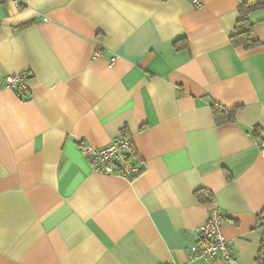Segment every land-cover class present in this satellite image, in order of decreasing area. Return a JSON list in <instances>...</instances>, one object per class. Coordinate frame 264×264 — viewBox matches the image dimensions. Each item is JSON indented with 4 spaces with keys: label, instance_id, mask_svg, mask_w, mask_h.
<instances>
[{
    "label": "crops",
    "instance_id": "1",
    "mask_svg": "<svg viewBox=\"0 0 264 264\" xmlns=\"http://www.w3.org/2000/svg\"><path fill=\"white\" fill-rule=\"evenodd\" d=\"M200 1L0 3V264H226L189 259L213 205L238 264H256L264 7L245 49L230 41L242 0ZM13 72L24 87L3 84ZM211 100L233 118L215 121ZM119 133L132 179L94 171L79 149Z\"/></svg>",
    "mask_w": 264,
    "mask_h": 264
},
{
    "label": "built area",
    "instance_id": "2",
    "mask_svg": "<svg viewBox=\"0 0 264 264\" xmlns=\"http://www.w3.org/2000/svg\"><path fill=\"white\" fill-rule=\"evenodd\" d=\"M5 1L7 0H0V3ZM193 2L197 5L201 3L200 0ZM100 53L101 48H97L93 55ZM26 77V72H13L4 75L2 82L5 86L22 88L26 85ZM255 144L264 159V133L255 138ZM131 145L130 137L119 133L101 146L79 142V149L94 171L116 172L127 179H132L141 169L131 154ZM223 219L219 208L211 206L205 220L197 228V241L189 245L190 260L202 259L206 262L223 260L226 264H238L231 241L222 232Z\"/></svg>",
    "mask_w": 264,
    "mask_h": 264
},
{
    "label": "trees",
    "instance_id": "3",
    "mask_svg": "<svg viewBox=\"0 0 264 264\" xmlns=\"http://www.w3.org/2000/svg\"><path fill=\"white\" fill-rule=\"evenodd\" d=\"M264 7V0H242L238 6L237 11L239 17L235 21V32L230 35V41L234 45H240L245 49L254 47L260 42L251 35L252 22L249 20L248 15L257 9ZM175 48H183L186 46L184 39H177L173 42ZM209 106L213 115V118L217 122L228 121L233 118L234 108L225 107L214 100L209 102ZM253 133L256 137H259V133L255 128ZM124 134V133H123ZM131 154H133L131 145ZM195 196L201 202L212 201V194L205 189H197L194 191ZM255 227L260 234L259 247L255 256L256 264H264V216L260 213L257 215Z\"/></svg>",
    "mask_w": 264,
    "mask_h": 264
}]
</instances>
